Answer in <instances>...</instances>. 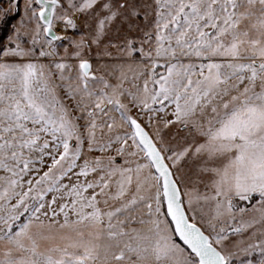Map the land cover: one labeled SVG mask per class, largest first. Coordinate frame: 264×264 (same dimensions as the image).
Returning <instances> with one entry per match:
<instances>
[{"label":"snow or ice","instance_id":"6c2138e0","mask_svg":"<svg viewBox=\"0 0 264 264\" xmlns=\"http://www.w3.org/2000/svg\"><path fill=\"white\" fill-rule=\"evenodd\" d=\"M7 5L0 264H264V0Z\"/></svg>","mask_w":264,"mask_h":264},{"label":"rangeland","instance_id":"374dc122","mask_svg":"<svg viewBox=\"0 0 264 264\" xmlns=\"http://www.w3.org/2000/svg\"><path fill=\"white\" fill-rule=\"evenodd\" d=\"M0 6L7 8L8 6L7 0H0ZM18 18H19L18 16L13 17L12 15H10L6 22L0 23V41L6 40L7 35L11 31L12 25H14L17 22ZM64 43H67V42L65 41ZM63 51L64 49L61 47L60 52L63 53ZM97 63L98 61L93 59V64L97 65ZM173 133H179L180 136L184 135L183 130L178 129L176 127H170L169 129L163 132L165 141L169 144L178 143L176 140L172 139ZM201 190H203L202 186H201ZM206 210H208L207 206H206ZM136 226H139V225H136ZM245 235H247V233H245Z\"/></svg>","mask_w":264,"mask_h":264}]
</instances>
